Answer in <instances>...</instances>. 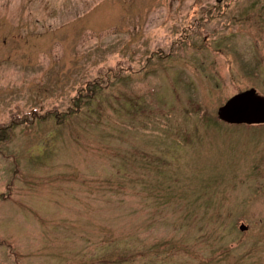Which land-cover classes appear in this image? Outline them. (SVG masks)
I'll list each match as a JSON object with an SVG mask.
<instances>
[{
    "label": "rangeland",
    "instance_id": "1",
    "mask_svg": "<svg viewBox=\"0 0 264 264\" xmlns=\"http://www.w3.org/2000/svg\"><path fill=\"white\" fill-rule=\"evenodd\" d=\"M250 89L264 0H0V264H264Z\"/></svg>",
    "mask_w": 264,
    "mask_h": 264
},
{
    "label": "water",
    "instance_id": "2",
    "mask_svg": "<svg viewBox=\"0 0 264 264\" xmlns=\"http://www.w3.org/2000/svg\"><path fill=\"white\" fill-rule=\"evenodd\" d=\"M216 117L227 125L264 124V99L252 89L237 93L217 109ZM238 229L244 231L246 227L240 225Z\"/></svg>",
    "mask_w": 264,
    "mask_h": 264
},
{
    "label": "trees",
    "instance_id": "3",
    "mask_svg": "<svg viewBox=\"0 0 264 264\" xmlns=\"http://www.w3.org/2000/svg\"><path fill=\"white\" fill-rule=\"evenodd\" d=\"M54 118H56V116H54ZM107 261H109V260H107Z\"/></svg>",
    "mask_w": 264,
    "mask_h": 264
}]
</instances>
